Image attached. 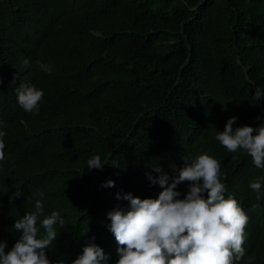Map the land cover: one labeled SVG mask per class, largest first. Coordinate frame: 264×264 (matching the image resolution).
Here are the masks:
<instances>
[{"label": "trees", "instance_id": "16d2710c", "mask_svg": "<svg viewBox=\"0 0 264 264\" xmlns=\"http://www.w3.org/2000/svg\"><path fill=\"white\" fill-rule=\"evenodd\" d=\"M0 81L6 251L43 191L45 214L66 219L49 257L71 264L95 238L114 264L107 212L128 203L115 194L156 197L147 171L162 164L174 175L184 155L207 151L249 216L245 258L264 264V186L259 196L249 187L264 168L216 138L234 115L236 125L264 123V98L263 109L252 102L264 87V0H0ZM22 83L44 90L38 113L19 104ZM96 153L105 165L88 169Z\"/></svg>", "mask_w": 264, "mask_h": 264}, {"label": "clouds", "instance_id": "9594fccd", "mask_svg": "<svg viewBox=\"0 0 264 264\" xmlns=\"http://www.w3.org/2000/svg\"><path fill=\"white\" fill-rule=\"evenodd\" d=\"M29 62L25 58L24 63ZM38 64L46 72L53 70L44 61ZM16 92L26 111L39 112L44 97L42 88L22 83ZM261 98L264 87L257 86L252 102ZM237 119L235 115L228 118L216 138L230 152L242 147L257 167L264 168V123L236 125ZM5 136L6 130L0 127V161L5 158ZM183 159V166L174 175L165 171L162 164L152 167L159 175L146 172L152 184L162 187L158 196L141 197L132 191L115 194L128 203L107 212L108 227L118 244L114 264H236L242 259L244 264H252L255 257L245 258L244 247L249 216L221 178L220 160L207 151L188 153ZM104 165L99 153L87 160L88 169H102ZM182 182H187L186 194L179 189ZM115 183L114 179L102 182L106 187ZM262 186L264 176L249 182L258 196ZM39 196L33 210L15 220L13 226L20 235L14 245L6 251L8 241L0 240V264H67L48 255V248L58 235L57 225L66 224L65 216L59 209L45 214V193L40 191ZM71 264H109L108 254L93 238Z\"/></svg>", "mask_w": 264, "mask_h": 264}, {"label": "water", "instance_id": "95a60500", "mask_svg": "<svg viewBox=\"0 0 264 264\" xmlns=\"http://www.w3.org/2000/svg\"><path fill=\"white\" fill-rule=\"evenodd\" d=\"M258 104L262 107V100H260V101L258 102ZM262 109H263V107H262Z\"/></svg>", "mask_w": 264, "mask_h": 264}]
</instances>
